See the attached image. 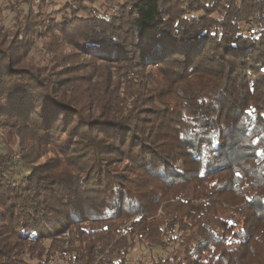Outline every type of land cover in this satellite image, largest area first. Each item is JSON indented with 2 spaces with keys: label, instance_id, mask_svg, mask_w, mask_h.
<instances>
[{
  "label": "trees",
  "instance_id": "trees-1",
  "mask_svg": "<svg viewBox=\"0 0 264 264\" xmlns=\"http://www.w3.org/2000/svg\"><path fill=\"white\" fill-rule=\"evenodd\" d=\"M63 12L24 34L59 31L70 79L0 44V264H264V0Z\"/></svg>",
  "mask_w": 264,
  "mask_h": 264
},
{
  "label": "rangeland",
  "instance_id": "rangeland-1",
  "mask_svg": "<svg viewBox=\"0 0 264 264\" xmlns=\"http://www.w3.org/2000/svg\"><path fill=\"white\" fill-rule=\"evenodd\" d=\"M65 2L66 0H0L1 46L16 47L18 53L23 55L27 63L46 69L48 73H51V76H56V79L59 81L72 77V73L74 72H68L69 69L73 68L71 67L72 63L75 66L77 63L81 64L85 62L86 59H81L79 56L74 55V57L70 56V58L67 57L62 60L64 55L74 54V50L60 39V33L57 30L52 31L48 36H38L33 40V38H30L31 35L24 34V29L28 22L37 23L36 25L42 26L43 24L40 21H42L43 17L47 16L57 22H61ZM95 7L104 13L111 6L109 3L100 1L95 4ZM37 31L39 33L40 28ZM57 40L60 43L59 50L53 47ZM1 151L11 154L9 159L11 177L14 181H20L29 169L20 157L19 140L8 138L7 141L5 140L2 143ZM34 155V158H32L35 159V165H43L54 157L52 153L40 159H36V154ZM65 237L68 238V234ZM163 255L165 253L160 249L151 251L137 244L131 251L128 264H153L156 258ZM29 264H38V262H31ZM41 264H65V262L56 257L47 259Z\"/></svg>",
  "mask_w": 264,
  "mask_h": 264
}]
</instances>
